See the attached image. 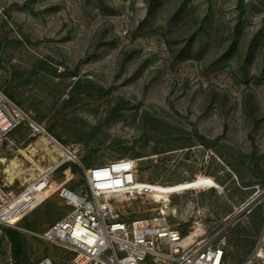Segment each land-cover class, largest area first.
I'll use <instances>...</instances> for the list:
<instances>
[{
	"label": "rangeland",
	"instance_id": "obj_1",
	"mask_svg": "<svg viewBox=\"0 0 264 264\" xmlns=\"http://www.w3.org/2000/svg\"><path fill=\"white\" fill-rule=\"evenodd\" d=\"M0 91L68 162L136 160L155 190L117 197L121 219L164 211L184 234L202 220L224 238L264 218V0H0ZM34 130L25 118L0 144V264H15L4 226L27 233L30 264L71 257L43 233L82 169L15 203L53 163L42 137L61 147Z\"/></svg>",
	"mask_w": 264,
	"mask_h": 264
},
{
	"label": "built area",
	"instance_id": "obj_2",
	"mask_svg": "<svg viewBox=\"0 0 264 264\" xmlns=\"http://www.w3.org/2000/svg\"><path fill=\"white\" fill-rule=\"evenodd\" d=\"M25 118L35 129L32 136L42 132L60 144L0 91V144ZM73 158L79 161L76 155ZM66 161L68 158L62 157L52 171ZM82 170L85 185L79 191L64 184L59 188L60 196L71 206L70 211L43 233L44 239L71 252L68 264H225L222 228L208 231L206 223L200 220L184 234L167 220L164 211L155 217L119 218L114 203L117 197L131 198L152 191L140 181L135 159L116 158L82 166ZM52 171L42 172L29 185L31 190L43 197L49 195ZM29 186L24 193L30 191ZM258 260L264 262L261 243L241 264H257ZM37 264L56 262L45 257Z\"/></svg>",
	"mask_w": 264,
	"mask_h": 264
},
{
	"label": "crops",
	"instance_id": "obj_3",
	"mask_svg": "<svg viewBox=\"0 0 264 264\" xmlns=\"http://www.w3.org/2000/svg\"><path fill=\"white\" fill-rule=\"evenodd\" d=\"M250 213H252V211ZM205 223L208 227V231L219 229L215 228V226H212L213 222H210L211 224H209V222L205 221ZM223 226L225 225L223 224ZM236 227V224L233 226H229L228 230H226L224 234L226 242L224 246L225 264H241L260 244L257 240H259V238L264 233V218L263 216L260 217L254 229L248 232L246 231V229L238 231L236 230ZM262 245L264 246V243ZM257 264H264V262L258 260Z\"/></svg>",
	"mask_w": 264,
	"mask_h": 264
},
{
	"label": "trees",
	"instance_id": "obj_4",
	"mask_svg": "<svg viewBox=\"0 0 264 264\" xmlns=\"http://www.w3.org/2000/svg\"><path fill=\"white\" fill-rule=\"evenodd\" d=\"M57 169L68 173L69 177H71L81 171L82 168L77 163L67 161ZM4 232L11 242L15 264H30V244L27 233L23 229L14 226H4Z\"/></svg>",
	"mask_w": 264,
	"mask_h": 264
},
{
	"label": "bare ground",
	"instance_id": "obj_5",
	"mask_svg": "<svg viewBox=\"0 0 264 264\" xmlns=\"http://www.w3.org/2000/svg\"><path fill=\"white\" fill-rule=\"evenodd\" d=\"M36 128L37 129H41V126L35 124ZM42 142H43V148L42 150L45 151V154H49L53 160V163L50 164L46 169V171H52V169L54 168V166L56 165L57 162H59V155H63L64 158H72L74 157V153L73 152H70L69 150H67L66 148H63L62 146L59 147L57 145H50V140L48 138H46L45 136L42 137ZM39 150V147L36 146V144L32 143L28 146V149L27 151H30L31 154H36V152H38ZM14 163L17 162V159H13ZM204 181L207 183V186H210L209 183L213 182L211 179L207 178V179H204ZM202 182V181H201ZM145 184H147L148 186L151 187V190H155V186L154 185H151L147 182H144ZM187 183V182H186ZM30 188V191L28 193H22L21 195H18L17 196V199L15 200V203L16 201L19 199L20 201L24 202V203H29L34 197L37 196V194H39L38 192H34L31 190V186H29ZM2 214H4V212L2 211L1 212Z\"/></svg>",
	"mask_w": 264,
	"mask_h": 264
}]
</instances>
